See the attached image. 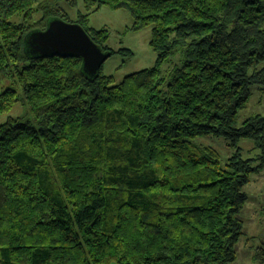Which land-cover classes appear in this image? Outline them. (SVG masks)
<instances>
[{"label": "trees", "instance_id": "1", "mask_svg": "<svg viewBox=\"0 0 264 264\" xmlns=\"http://www.w3.org/2000/svg\"><path fill=\"white\" fill-rule=\"evenodd\" d=\"M64 2L0 0V115L26 108L0 124V264H232L243 187L264 168V114L237 125L264 86V0H83L74 23L110 56L132 55L90 14L151 28L153 67L118 84L27 53L30 32L67 22ZM205 136L234 152L221 161ZM252 256L264 264V244Z\"/></svg>", "mask_w": 264, "mask_h": 264}, {"label": "rangeland", "instance_id": "2", "mask_svg": "<svg viewBox=\"0 0 264 264\" xmlns=\"http://www.w3.org/2000/svg\"><path fill=\"white\" fill-rule=\"evenodd\" d=\"M76 1L74 8L66 6V2L61 4V8L68 15L67 23L74 24L77 21V13H84L83 0ZM132 22L127 11H112L103 7L90 14L86 22L88 28L96 31L105 29L109 33V38L104 44L109 50L118 52L121 48H125L131 52V57L113 54L101 66V74L107 77L112 76L116 84L134 72L152 68L156 59V55L152 53L149 47L151 28L127 31L132 26ZM3 90L4 86H1L0 93ZM250 96V100L237 116L238 126L250 116H262L264 114V86L261 91L253 89ZM25 113L26 108L19 102L14 105L9 114L0 115V124L6 122L8 118L24 119ZM194 142L213 149L220 155L223 162L234 152L231 143L222 137L205 136L194 140ZM237 147L240 149L243 158H252L259 154L256 151L249 152L252 149V142L240 140ZM250 176L249 183L243 187L247 201L238 217L243 224V235L235 244V260L232 264H261L253 261L252 253L257 246L264 244V168Z\"/></svg>", "mask_w": 264, "mask_h": 264}, {"label": "water", "instance_id": "3", "mask_svg": "<svg viewBox=\"0 0 264 264\" xmlns=\"http://www.w3.org/2000/svg\"><path fill=\"white\" fill-rule=\"evenodd\" d=\"M43 31H33L26 36L24 48L33 57L79 58L83 73L93 78L98 76L102 64L110 58L95 45L83 28L60 19H51Z\"/></svg>", "mask_w": 264, "mask_h": 264}]
</instances>
